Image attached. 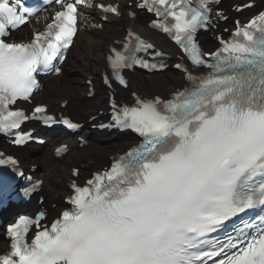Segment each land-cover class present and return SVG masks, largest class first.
I'll use <instances>...</instances> for the list:
<instances>
[{
  "label": "snow or ice",
  "instance_id": "1",
  "mask_svg": "<svg viewBox=\"0 0 264 264\" xmlns=\"http://www.w3.org/2000/svg\"><path fill=\"white\" fill-rule=\"evenodd\" d=\"M219 2L136 5L154 13L151 26L190 61L192 68L175 65L186 84L168 97L133 92L132 104L113 98L112 121L137 133L139 143L84 185L73 181L69 207L49 225L42 223L43 212L9 224V251L0 254V264H264V11L245 24L236 21L231 39L220 38V48L204 52L197 33L214 27L212 5ZM53 5L58 8L43 31H34L29 42L10 39L11 31L32 17L39 20L38 13ZM79 5L121 15L118 5L94 0H0V133L14 135L17 145L31 138L19 130L30 117L13 106L39 89L38 75L60 74L58 62L78 32ZM154 48L130 29L122 50L112 48L107 57L111 78L127 87L124 69L157 68L139 55ZM109 81L105 75L111 87ZM46 111L36 105L31 118L79 127ZM65 151L62 146L56 154ZM8 162L16 163L0 158V164Z\"/></svg>",
  "mask_w": 264,
  "mask_h": 264
},
{
  "label": "bare ground",
  "instance_id": "2",
  "mask_svg": "<svg viewBox=\"0 0 264 264\" xmlns=\"http://www.w3.org/2000/svg\"><path fill=\"white\" fill-rule=\"evenodd\" d=\"M97 1L103 2L107 0H94V4L97 3ZM53 8L54 6L40 14V19L33 20L23 31L28 32L38 25H43L52 17ZM84 13L87 14L90 21H95L100 14L95 6L84 8ZM45 16L48 17L47 20L44 19ZM110 19V22L106 25L107 29L105 32L91 34V32L86 29L79 32L78 39L70 51V60L68 63H65L63 75L61 77L48 78L46 80L44 90L45 101L54 104L57 101L68 99L70 111L78 116L85 115V113L88 112L87 110L92 108V106L89 105L93 100H89L85 96L87 92L85 78L87 75H94L102 68L108 44L120 35L125 26L132 23L124 17L120 19L111 17ZM143 19V16H138L135 23L137 25H144ZM132 81L138 88L145 92L167 91L176 84L174 78H169L167 76L156 77L155 75H136ZM41 150L27 149L24 153L25 161L32 162L40 158L46 167L43 172L47 177L50 156L49 153H46V155L43 153V155H41ZM116 150L117 149L113 148L105 150L99 142L92 143L89 148L76 149V151L71 153L64 162H59L57 180L52 183L47 180L46 183L51 191V196H53L54 192H57L60 181L66 180L70 168L76 161H83L87 160L88 157H93L97 162H103L109 154L114 153ZM86 162L87 161H84L83 163ZM2 244L3 242L0 238V246Z\"/></svg>",
  "mask_w": 264,
  "mask_h": 264
},
{
  "label": "rangeland",
  "instance_id": "3",
  "mask_svg": "<svg viewBox=\"0 0 264 264\" xmlns=\"http://www.w3.org/2000/svg\"><path fill=\"white\" fill-rule=\"evenodd\" d=\"M91 105H93V103H91ZM122 140H120L119 142H121ZM120 145H122V144H120ZM115 147V146H114ZM104 148L105 149H107L108 147L106 146V145H104ZM52 176H51V181H53V180H55V179H57V176H58V174H59V169H58V167H54V168H52Z\"/></svg>",
  "mask_w": 264,
  "mask_h": 264
}]
</instances>
